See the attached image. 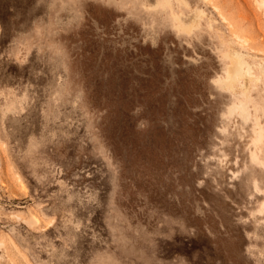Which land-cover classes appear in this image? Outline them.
<instances>
[{
	"label": "rangeland",
	"instance_id": "rangeland-1",
	"mask_svg": "<svg viewBox=\"0 0 264 264\" xmlns=\"http://www.w3.org/2000/svg\"><path fill=\"white\" fill-rule=\"evenodd\" d=\"M0 264H264V0H0Z\"/></svg>",
	"mask_w": 264,
	"mask_h": 264
},
{
	"label": "bare ground",
	"instance_id": "bare-ground-1",
	"mask_svg": "<svg viewBox=\"0 0 264 264\" xmlns=\"http://www.w3.org/2000/svg\"><path fill=\"white\" fill-rule=\"evenodd\" d=\"M188 24H189V26H191L190 24H192V23L189 22ZM194 26H195V23H194ZM237 52H238V50H237ZM241 54L242 53H240L234 57L232 65L230 66V68L228 70L227 78L225 80L219 79L223 85L232 86L236 81L240 80L241 78L246 77V76L249 77L251 75V73H252L251 67L252 66H250L251 64L249 65L247 63L248 60L246 62L244 61L243 57L245 54L243 53L244 54L243 57L241 56ZM244 68H246V69H244Z\"/></svg>",
	"mask_w": 264,
	"mask_h": 264
}]
</instances>
